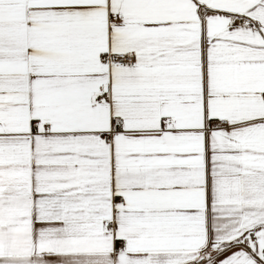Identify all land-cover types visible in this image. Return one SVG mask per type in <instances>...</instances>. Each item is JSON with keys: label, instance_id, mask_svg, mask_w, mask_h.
Here are the masks:
<instances>
[{"label": "snow or ice", "instance_id": "1", "mask_svg": "<svg viewBox=\"0 0 264 264\" xmlns=\"http://www.w3.org/2000/svg\"><path fill=\"white\" fill-rule=\"evenodd\" d=\"M0 264H264V0H0Z\"/></svg>", "mask_w": 264, "mask_h": 264}]
</instances>
